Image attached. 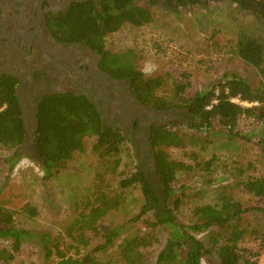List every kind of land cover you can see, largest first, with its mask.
<instances>
[{"label":"trees","instance_id":"1","mask_svg":"<svg viewBox=\"0 0 264 264\" xmlns=\"http://www.w3.org/2000/svg\"><path fill=\"white\" fill-rule=\"evenodd\" d=\"M231 1L256 14L260 27L255 31L239 30L229 51L264 79V0H252L254 3L247 0ZM138 2L139 0H105L99 10L87 3H76L67 14L49 21L51 32L59 41L84 43L100 53L101 67L116 79L130 80L132 94L142 104L162 111L172 108L186 111L191 118V122L187 123L188 127L196 132H215L227 139H245L246 136L238 130L241 119L264 124L263 83L252 85L246 78L231 73L210 83L204 90L189 93L190 73L181 71L177 79H172L171 93L159 95L168 75L147 77L139 70V57L132 49L122 52L108 50L105 46L106 37L119 31L122 26L139 28L152 22L153 12L148 7L139 6ZM150 3L155 4V0H150ZM200 3L199 0H179L177 8L190 12ZM16 84V79L0 78V148L13 150L15 161L20 156L18 150L26 136L22 110L15 92ZM236 101L251 105H242ZM36 121L34 148L42 160L38 164L44 180L58 175L74 153L82 152L87 137H96L93 152L104 162L97 172L91 198L86 200L83 209L67 228V233L77 232L76 236L71 235L74 243L85 247L91 238L99 236L101 231L98 223L124 205L123 190L135 183H140L145 203L140 213L130 222L140 220L155 203L162 209L154 215L153 221H144V233L125 238L118 246L117 257L105 263L98 261L93 253L81 256L78 247H73L75 256L67 255L59 249L58 241H53L48 235L44 236L43 250L47 257L53 254L57 256L55 264H146L144 250L157 241L156 235L152 234L157 226L165 227L170 234L154 264H203L202 259L210 254H215L218 264L256 263L249 258L259 256V253L239 248V243L247 235L264 243L263 234L258 230L248 232L242 227L246 212L258 210L264 213V176L251 177L239 183L244 193L257 200L258 205L255 207L243 206L233 198L230 190H225L220 193L217 204L193 207L192 222L185 225L176 222L168 208L170 195L178 182L177 176L188 175L192 170H197L208 178L209 183L216 157L206 161L194 160L192 164L173 158L168 150L183 148L188 139L175 123L150 128L149 142L155 159V179L163 189L162 198L140 172L118 182L117 190L106 188V177L118 176L122 145L129 143V140L118 127L103 125L97 106L87 97L72 93L45 96L37 106ZM183 155L185 158L190 156L187 153ZM185 185L186 183H182L178 186L179 195L170 203L175 210L185 197ZM21 213L29 218L37 215L35 208L28 204L23 206ZM14 214L15 211L0 205V240L12 241L10 251L0 250V264H9L22 242L31 237L28 231L14 225ZM203 233L204 239L196 236ZM118 234V228L103 231L100 237L104 243L94 250H103Z\"/></svg>","mask_w":264,"mask_h":264},{"label":"rangeland","instance_id":"2","mask_svg":"<svg viewBox=\"0 0 264 264\" xmlns=\"http://www.w3.org/2000/svg\"><path fill=\"white\" fill-rule=\"evenodd\" d=\"M250 3L254 2L250 0ZM144 6L153 12L152 22L139 28L122 26L119 31L106 37L105 46L113 52L134 50L139 57L137 66L147 77L168 75L159 95L171 93L172 79H177L181 71L190 73L189 93L204 90L210 83L231 73L246 78L252 85L264 84V79L255 69L246 66L229 51L239 30L255 31L260 27L256 14L231 0H208L195 5L190 12L183 8L170 10L157 5L150 6L145 1ZM188 122L186 116L166 122L175 123L178 130L188 137L183 148L168 150L172 157L184 160L186 164H192L194 160L206 161L211 157H216V161L209 183L208 178L197 170L177 176L178 182L168 203L176 222L190 225L193 219L192 208L217 204L220 193L225 190H230L233 198L245 207L258 205L252 195L243 192L239 183L251 177L264 176V124L251 123L243 118L238 123V130L246 136L245 139H227L215 132H196L188 127ZM95 143V136L85 138L84 150L74 153L64 169L49 180L42 178L43 172L30 149L20 148V156L15 161L13 150L0 148V205L15 211L14 225L31 234L29 239L22 242L19 251L13 254L9 264H55L57 256L53 254L47 257L42 247V239L46 235L58 241L59 249L67 255L75 256L73 247H78L81 256L93 253L102 263L111 261L117 257L118 246L125 238L144 233V221H153L154 215L162 211L159 204L155 203L140 220L130 222L140 213L145 203L140 183H135L123 190L124 205L98 223L101 231L99 236L91 238L90 235L91 239L85 247L73 242L71 235L76 236L77 232L67 233V228L83 209L86 200L91 198L97 172L103 166L101 163H104L93 152ZM183 153L190 156L185 158ZM140 166L134 147L124 143L118 176L106 177V188L117 190L118 182L138 174ZM147 177H144L145 180H153L156 194L163 198V189L157 183L154 173L151 171ZM182 183H186L185 197L175 210L170 203L178 197V186ZM26 204L35 208V217L29 218L21 213ZM242 227L248 232L256 229L264 238V213L258 210L246 212ZM116 228L119 234L115 240L103 250L95 251V247L104 243L101 233ZM152 234L156 235L157 241L144 250L146 264L155 263L170 233L165 227L157 226ZM196 236L204 239L205 234ZM11 244L12 241L0 240V250L10 251ZM239 248L259 253V256L249 259L256 261L255 264H264V243L260 240L247 235L239 243ZM202 263L218 264L215 254L203 258Z\"/></svg>","mask_w":264,"mask_h":264},{"label":"flooded vegetation","instance_id":"3","mask_svg":"<svg viewBox=\"0 0 264 264\" xmlns=\"http://www.w3.org/2000/svg\"><path fill=\"white\" fill-rule=\"evenodd\" d=\"M104 1L0 0V78L17 80L15 92L26 131L21 149L34 147L39 102L48 95L72 93L87 97L97 106L104 126L123 131L142 165L139 172L148 178L151 169L144 145L150 128L167 121L149 118L143 107H151L133 96L130 80L116 79L101 67L100 53L84 43L59 41L50 28L52 18L67 14L76 3H87L99 10ZM144 1L171 10L177 9L179 2L155 0L151 4L150 0H139L138 5L144 7ZM150 183L153 187L154 181Z\"/></svg>","mask_w":264,"mask_h":264},{"label":"water","instance_id":"4","mask_svg":"<svg viewBox=\"0 0 264 264\" xmlns=\"http://www.w3.org/2000/svg\"><path fill=\"white\" fill-rule=\"evenodd\" d=\"M135 103H138L137 101L134 100ZM145 112L147 113V115L149 116V118L151 117H157L158 119H161V121H174L175 119H182L183 117L186 116L187 120L189 122H191V118L187 115V112L184 110H176L174 108L168 110V111H162V110H155V109H151V108H144ZM35 125L37 126V121L35 120ZM144 151L147 153L148 155V159H149V167L151 169V171L154 173L155 175V159H154V155H153V151L151 148V144L149 142V140L145 143L144 145ZM33 155V158H35L39 163L42 162L37 150L32 147L31 149Z\"/></svg>","mask_w":264,"mask_h":264},{"label":"built area","instance_id":"5","mask_svg":"<svg viewBox=\"0 0 264 264\" xmlns=\"http://www.w3.org/2000/svg\"><path fill=\"white\" fill-rule=\"evenodd\" d=\"M215 102V101H213ZM237 103H239V101H236ZM239 104H242V105H246V106H250L251 104H248V103H243V102H240Z\"/></svg>","mask_w":264,"mask_h":264}]
</instances>
